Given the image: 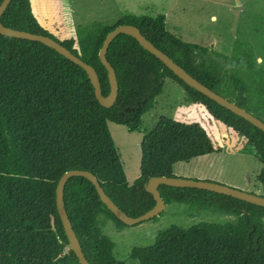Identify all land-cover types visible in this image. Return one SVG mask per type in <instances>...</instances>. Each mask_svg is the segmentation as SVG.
<instances>
[{
  "label": "trees",
  "instance_id": "16d2710c",
  "mask_svg": "<svg viewBox=\"0 0 264 264\" xmlns=\"http://www.w3.org/2000/svg\"><path fill=\"white\" fill-rule=\"evenodd\" d=\"M3 0H0V4ZM6 28L48 36L92 66L101 92L110 87L98 54L106 35L132 25L157 49L213 92L264 122L257 107V88L237 68L230 74V97L220 92L219 67L200 61L208 49L184 42L166 29L164 15H126L116 24L97 27L95 35L74 48L59 41L33 13L31 0H11L1 16ZM107 61L118 81L111 108L95 98L86 72L45 45L0 34V264H79L56 209V186L68 171L91 172L105 194L125 214L136 218L155 205L145 190L151 177H174L176 163L219 152L197 123L161 117L140 143V176L129 184L108 122L137 132L141 118L162 93L165 79L178 83L188 98L217 123L247 140L245 153L260 159L257 181L264 188V133L243 118L187 86L132 37L120 34L108 47ZM264 90V87H262ZM165 203L233 215L235 222H201L187 229L176 225L160 231L155 242L133 248L136 264H264V207L209 191L158 188ZM65 210L89 264H116L114 244L103 235L98 217L125 227L101 202L85 178H70L63 190ZM157 217L151 219L155 220Z\"/></svg>",
  "mask_w": 264,
  "mask_h": 264
},
{
  "label": "rangeland",
  "instance_id": "374dc122",
  "mask_svg": "<svg viewBox=\"0 0 264 264\" xmlns=\"http://www.w3.org/2000/svg\"><path fill=\"white\" fill-rule=\"evenodd\" d=\"M33 13L41 26L59 41L74 40V48L95 35L97 27L113 26L126 16H165L166 29L184 42L208 49L198 52L199 60L219 67L222 83L220 92L230 97L232 71L237 68L257 88V107L263 114L261 98L264 95V0H31ZM236 65V66H235ZM201 107L193 103L183 88L171 79H165L162 93L156 97L154 107L141 118L139 131L130 133L124 126L108 122V129L119 154L127 181L132 184L140 176L143 136L150 132L161 117L185 123H197L209 135L215 149L211 164L214 169H225L227 178L246 180L249 189H240L219 180L199 174L210 170L212 160L201 158L174 167V177L215 182L248 193L264 196V189L255 193L257 174L261 162L255 155L245 153L248 143L239 134L229 132L223 125L208 117ZM228 144L224 145V142ZM193 168L196 171L193 172ZM197 172V173H196ZM256 182V183H254ZM247 190V191H246ZM236 217L216 211L191 208L171 203L155 220L135 226L117 227L99 216L103 235L114 244L116 264H136L130 253L133 248L152 245L160 231L176 225L187 229L201 222H235ZM69 246L63 251L65 254Z\"/></svg>",
  "mask_w": 264,
  "mask_h": 264
},
{
  "label": "water",
  "instance_id": "95a60500",
  "mask_svg": "<svg viewBox=\"0 0 264 264\" xmlns=\"http://www.w3.org/2000/svg\"><path fill=\"white\" fill-rule=\"evenodd\" d=\"M11 0H3L0 4V34L3 36L24 39L34 42H39L45 45L48 48L53 49L58 54L71 61L75 65L82 68L94 89L95 98L98 101L99 105L103 108H111L116 100L118 95V81L116 73L113 67L109 64L106 58L107 50L111 42L115 39L116 36L120 34H125L132 37L144 50L149 52L151 55L156 57L160 62L164 64L177 78H179L187 86L195 89L200 92L210 100L216 102L219 106L227 109L236 116H239L253 125L255 128L261 130L264 133V122L259 118L255 117L251 113H248L243 108L237 106L235 103L230 102L226 98L220 96L219 94L213 92L208 87L200 83L198 80L194 79L189 75L183 68L177 65L171 58L157 49L150 41H148L136 28L132 25H120L110 31L99 50L98 58L101 64L104 66L109 87L110 93L107 97L103 96L101 92V86L99 82L98 75L95 69L83 62L79 57L72 54L67 48H65L60 42L48 37L39 34H33L30 32L13 30L6 28L1 23V16L4 11L9 6ZM72 177H82L90 181L101 200V202L106 206V208L124 225L126 226H135L143 222L149 221L155 217H158L165 209V203L160 195L158 190L160 185L170 186L174 188H190V189H199L204 191L213 192L216 194L228 196L234 199L244 201L246 203L256 205L259 207H264V196L256 195L253 193H248L239 189H234L229 186L221 185L215 182L209 181H197L191 179H182L176 177H151L147 184L145 185V190L153 196L155 200V205L136 218L130 217L125 214L114 202L105 194L104 189L101 187L95 176L89 171H80V170H71L63 174L56 186V209L58 216L62 223L64 229V234L68 240L69 249L74 253L79 264H89L87 261L80 243L75 235V232L72 229V225L67 216L64 200H63V190L66 182Z\"/></svg>",
  "mask_w": 264,
  "mask_h": 264
},
{
  "label": "crops",
  "instance_id": "0c3cea01",
  "mask_svg": "<svg viewBox=\"0 0 264 264\" xmlns=\"http://www.w3.org/2000/svg\"><path fill=\"white\" fill-rule=\"evenodd\" d=\"M165 17V16H164ZM166 22V21H165ZM198 45V44H197ZM200 46V45H199ZM198 105V104H197ZM200 106V105H199ZM201 108V111H204L205 113H207L206 111H205V109L202 107V106H200ZM208 115V114H207ZM208 117H210L209 115H208ZM211 118V117H210ZM211 119H213V118H211ZM220 125H222V124H220ZM224 127H225V129L227 130V131H229V132H233V130L231 129V128H228V127H226L225 125H223ZM233 133H235V132H233ZM236 135H237V133H235ZM241 137V139H245L244 137H242V136H240ZM224 142V145H226V144H228V142H226V141H223ZM227 146V145H226ZM219 151V150H218ZM217 153H220V152H217ZM214 154V153H213ZM213 154H210V155H206V156H203V157H199V158H195V159H193V160H191V161H194V160H198V159H201V158H207V157H209L208 159L209 160H212L211 162H210V164H209V167L208 168H210V170H207L205 173H202V172H199V174H203V175H207V176H202V177H204V178H210L211 180H219V181H221V182H225V184H228V185H230V186H234V187H237V188H240V189H242V190H244V189H249L250 188V185L251 184H249V183H247V181L246 180H239V182H236L234 179H230V178H227V176L226 175H224L225 174V169H222V168H219V169H214L213 168V166H215V165H213V164H211L212 162H213V160L214 159H218L219 157H213L212 155ZM259 161H260V159H258ZM177 164V163H176ZM175 164V165H176ZM174 165V166H175ZM173 166V167H174ZM193 170V172H195L196 171V168H193L192 169ZM261 170V169H260ZM197 173V172H196ZM259 173H260V171H259ZM259 173L257 174V177H258V175H259ZM173 175H174V170H173ZM256 182H257V185H254V187H253V190H254V192L255 193H260L261 192V189H264L262 186H261V184L257 181V180H255ZM256 182H254V183H256ZM247 191V190H246ZM165 208H166V206H165ZM165 210V209H164Z\"/></svg>",
  "mask_w": 264,
  "mask_h": 264
},
{
  "label": "built area",
  "instance_id": "2783aa9c",
  "mask_svg": "<svg viewBox=\"0 0 264 264\" xmlns=\"http://www.w3.org/2000/svg\"><path fill=\"white\" fill-rule=\"evenodd\" d=\"M246 142H247V140L246 139H244Z\"/></svg>",
  "mask_w": 264,
  "mask_h": 264
}]
</instances>
